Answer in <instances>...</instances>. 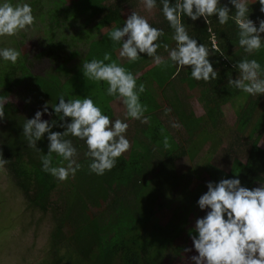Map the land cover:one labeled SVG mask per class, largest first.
<instances>
[{"label":"trees","instance_id":"1","mask_svg":"<svg viewBox=\"0 0 264 264\" xmlns=\"http://www.w3.org/2000/svg\"><path fill=\"white\" fill-rule=\"evenodd\" d=\"M19 2L21 0H13V3ZM23 2L31 5L34 24L14 37L0 38V47H15L21 52L14 65L0 61V96L6 98L5 115L0 120V159L7 161L1 167L20 194L26 210L49 216L53 222L47 259L40 264H176L192 244L190 233H195L191 232V219L199 196L190 189L189 177L177 171L176 164L180 160L186 158L196 168L200 153L209 146L202 167L210 175L208 182L239 178L241 185L249 189L264 183V147L259 146L264 133V108L262 111L258 108L261 99L247 96L227 84L228 79L238 76V70L232 64L245 57L238 45L236 25L231 20L219 25L215 17L211 18L210 25L203 19L193 22L182 17L188 34L210 50L209 60L214 70H219L217 80L206 83L193 80L186 68L178 71L168 60L163 46L158 49V54L168 66L157 67L146 54H141L142 58L135 63H119L120 45L110 40L109 33L114 27L123 26L121 11L124 6L132 7L136 0ZM221 4L233 10L228 0H221ZM153 11L156 20L150 19L149 24L164 31L162 43L168 44L169 48L175 47L159 0ZM259 15L251 9L249 18L258 25ZM32 29L40 33L37 45L41 52L35 59L46 58L52 67L51 74L44 77L30 74L28 57L21 51L23 38ZM105 53L132 72L138 85H145L140 100L148 108L144 113L148 119L141 123L127 118L133 121L132 128L128 127L125 134L130 148L117 159L111 171L97 176L107 195L102 206L90 210L80 194L83 184L78 175L60 182L41 170L40 156L47 154V134L37 142L42 151L38 152L27 146L22 126L25 119L33 118L36 110H42L46 102L47 121L57 120L59 125L51 106L58 103L61 96L65 100L91 96L112 119L110 105L116 99L105 94L107 85L89 80L82 73L84 62L102 59ZM248 58L256 59L264 71V48ZM184 84L189 92L199 91L206 106L203 117L197 118L190 109V96ZM18 87L26 91V98L22 97L23 110L8 100ZM155 90L160 93L161 105L155 98ZM262 98L264 101V96ZM226 106H230L237 117L235 129L223 124ZM166 109L170 110L167 114ZM163 117H172L173 123L180 128L167 127L161 122ZM251 124L252 128L246 134ZM52 131L63 132L64 128L56 126ZM164 137L168 138L167 149L163 144ZM65 138L71 139L77 148V162L88 168L90 158L85 157L86 145L74 137ZM225 141L229 142L228 150L233 154L228 173L210 165L211 154ZM59 159L53 154L54 166ZM190 172L198 179L196 172ZM164 213H169L170 217L162 223L159 216Z\"/></svg>","mask_w":264,"mask_h":264},{"label":"clouds","instance_id":"2","mask_svg":"<svg viewBox=\"0 0 264 264\" xmlns=\"http://www.w3.org/2000/svg\"><path fill=\"white\" fill-rule=\"evenodd\" d=\"M145 11L151 13L157 8V0H140ZM233 10L221 4V0H159L160 11L172 30L171 39L175 47L162 43L165 33L153 27L148 20L132 12L123 26L114 28L109 33L110 40L120 45L119 57L128 63H135L146 54L157 66H168L158 54L163 46L168 53V60L177 67L190 70L195 81L208 82L217 80L218 69L213 68L209 57L210 50L186 30L182 17L195 22L203 19L206 25L215 17L219 25L231 20L237 27L238 45L245 53L232 67L238 70L235 79H228L227 84L247 94L264 96V71L256 59L248 56L264 48V19L258 20V27L250 18L247 0H228ZM259 3L264 14V0ZM35 22L29 3H13V0H0V38L14 37L19 32L30 28ZM210 30V29H209ZM215 47V45H214ZM21 52L15 47H0V61L16 64ZM109 61L108 63H105ZM83 76L97 83H106V95L120 101L126 109V118L147 122L144 113L148 111L140 97L145 92L143 83L137 84V77L105 53L102 59H92L82 64ZM6 98L0 96V120H3ZM57 120H43L42 115L49 114L47 102L42 111H36L31 119H25L22 133L27 146L42 152L37 147L47 134V154L40 156L41 170L57 181L63 182L81 169L77 162V148L71 139L74 137L86 145L85 157L90 158L88 170L97 176L111 171L117 159L130 148L126 138L128 123L121 119H111L94 102L91 96L65 100L61 96L58 103L52 105ZM165 110V114L168 113ZM67 120V122H66ZM64 128L63 132L52 131L53 127ZM173 128H179L173 123ZM164 147H169L168 138L164 137ZM53 154L59 157V163L53 165ZM7 161L0 159V166ZM207 191L197 200L203 217L197 218L191 232L192 246L197 255L191 256V264H264V183L249 189L241 185L239 178L221 179L219 182H207ZM185 252L190 249H185Z\"/></svg>","mask_w":264,"mask_h":264},{"label":"rangeland","instance_id":"3","mask_svg":"<svg viewBox=\"0 0 264 264\" xmlns=\"http://www.w3.org/2000/svg\"><path fill=\"white\" fill-rule=\"evenodd\" d=\"M249 3L253 2L250 1ZM137 8L142 12L141 16L145 15L149 20H156L154 11L151 13L145 11L143 5L140 3V0L137 4ZM28 31L29 34L23 38L21 51L28 57V70L30 71V74L36 77H44L45 75L51 74L52 67L48 59H35V57L41 52V48L37 45L40 33L34 31L33 29ZM81 53L84 54L83 51ZM118 60L120 64L127 61L126 58H120ZM72 63H75V61ZM154 89L156 88L154 87ZM184 89L187 93L189 92L188 87L185 84ZM198 92H189V107L197 118H201L206 113V106L205 102L200 98ZM22 97L26 98V91L23 87H18L8 100L15 103L21 110H23L25 105ZM262 97L263 96L259 97L261 99V103L258 106L261 111L262 108H264V101L262 100ZM155 98L156 100L158 99V104L161 105L162 99L157 90H155ZM243 100L246 102V99ZM35 108L39 107L35 106ZM110 108L114 119H121L122 121L128 123L129 127L132 128L133 121H128L127 118H125V109L120 101L110 105ZM38 110L42 111L41 109H37L36 111ZM234 113L235 112L230 106L223 108V124L231 127L232 129H235L237 126V117L233 115ZM48 117V114L42 115L43 120L47 121L49 119ZM161 122H164L167 127L171 128L173 118L171 117L168 119L163 117L161 118ZM252 124L250 128H247L246 134H248L251 130ZM229 136H231V134H229ZM228 141H225L215 153H212L210 159L211 166H214L216 169L225 173L230 171L233 158V154L230 150H228ZM144 143L147 144L145 139ZM259 146L264 147V133L260 139ZM208 147L209 146H205L203 151L200 153L195 165L197 166L196 168L191 166L186 158L180 160V162L176 164L177 171L182 175H186L187 178L189 177L190 183H192L190 185V189L192 192L195 191L199 193L198 199L207 191L206 184L210 180V175L202 170V167L207 160ZM190 171L196 172L198 179L195 177L193 178ZM76 175L79 176L83 184L80 194L84 202L88 205V207H90V210H94L95 206H102L105 201L107 191L97 175L90 173L88 168H85L84 166H81V169L76 173ZM194 213L195 214L191 219V226L193 227L195 220L205 215V212L200 211L198 206ZM169 217V213H164L159 216V219L162 223H164L169 219ZM52 227L53 222L49 216L46 217L42 214L26 210L20 194L14 189L11 179L8 177L5 169L0 166V264L42 263L45 259H47L50 243L49 239L53 229ZM188 249H190V251L185 252L176 264H191L190 257L197 255V253L193 249L192 244L189 245Z\"/></svg>","mask_w":264,"mask_h":264},{"label":"crops","instance_id":"4","mask_svg":"<svg viewBox=\"0 0 264 264\" xmlns=\"http://www.w3.org/2000/svg\"><path fill=\"white\" fill-rule=\"evenodd\" d=\"M250 1L254 3L255 0H247L250 10L254 9L256 14H258V13L260 14L258 19H264V14H262L260 12L259 3L253 4V3H249ZM138 3H139V0H136V2L134 3V5L132 7L124 6L123 11H121V13H120V17H121V20L123 21V23L132 14V12H136L137 14L141 15L142 12L139 11L137 8ZM143 17H145L147 20H149L147 16L143 15ZM257 27H258V25H257ZM114 28H116V27H114ZM104 31L105 30H103V32ZM261 35H262V37H264V34H261ZM115 102H117V100ZM113 117H112V119H114Z\"/></svg>","mask_w":264,"mask_h":264},{"label":"built area","instance_id":"5","mask_svg":"<svg viewBox=\"0 0 264 264\" xmlns=\"http://www.w3.org/2000/svg\"><path fill=\"white\" fill-rule=\"evenodd\" d=\"M214 45H215V47H214V48L216 49V41L214 42Z\"/></svg>","mask_w":264,"mask_h":264}]
</instances>
